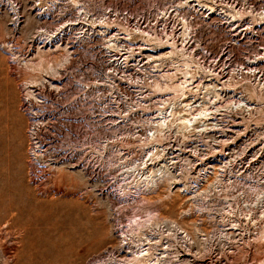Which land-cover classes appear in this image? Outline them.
<instances>
[{
  "label": "rangeland",
  "instance_id": "rangeland-1",
  "mask_svg": "<svg viewBox=\"0 0 264 264\" xmlns=\"http://www.w3.org/2000/svg\"><path fill=\"white\" fill-rule=\"evenodd\" d=\"M78 2L88 16H78L67 0H0V264H116L133 258L141 229V247L150 245L161 264H259L264 218L240 220L234 232L230 220H213L211 178L198 168L211 162L187 161L189 173L155 187H141L121 171L133 160H118L123 149L106 138L125 127H104L95 113L99 103L82 88L81 64L104 14L99 4ZM152 6L168 10V28L214 49L227 44L243 67H262L258 77L244 69L246 87L264 110V0H154ZM116 51L134 58V38ZM188 147L193 153L196 144ZM85 228L91 233L77 244Z\"/></svg>",
  "mask_w": 264,
  "mask_h": 264
},
{
  "label": "built area",
  "instance_id": "built-area-1",
  "mask_svg": "<svg viewBox=\"0 0 264 264\" xmlns=\"http://www.w3.org/2000/svg\"><path fill=\"white\" fill-rule=\"evenodd\" d=\"M67 1L78 16L89 15L86 6ZM90 1L99 4L104 15L91 36V56L81 64L82 88L99 103L95 113L104 127H125L106 138L123 149L116 154L118 160L147 161V167L162 168L173 180L189 173L187 161H209V166L198 168L211 178L213 220H230L229 231L234 232L240 220L264 218V110L246 87L244 68L257 77L263 70L243 67L227 44L214 49L190 32L184 37L168 28V10L153 8L154 0L134 9ZM133 38L134 58L116 51L128 49ZM202 109L209 116L205 124L194 123L189 129L183 123L163 125L164 118ZM190 142L196 144L193 153ZM111 191L119 201L118 193Z\"/></svg>",
  "mask_w": 264,
  "mask_h": 264
},
{
  "label": "bare ground",
  "instance_id": "bare-ground-1",
  "mask_svg": "<svg viewBox=\"0 0 264 264\" xmlns=\"http://www.w3.org/2000/svg\"><path fill=\"white\" fill-rule=\"evenodd\" d=\"M200 1V0H199ZM203 6V5H202ZM210 6V5H209ZM210 8V7H209ZM227 12V11H226ZM233 12V11H232ZM237 12V11H236ZM228 13H230V11L228 12ZM234 13H235V11H234ZM262 13H264V11L262 12ZM236 14V13H235ZM240 14V13H239ZM242 14H244V13H242ZM228 15V14H227ZM232 15V14H231ZM229 16V15H228ZM233 16V15H232ZM244 16V15H243ZM230 17V16H229ZM234 17H238V16H234ZM242 17V16H241ZM261 17H263L264 18V14H262V16ZM262 20V19H261ZM261 22V21H260ZM259 22V23H260ZM264 22V20L262 21V23ZM237 25H238V23H237ZM257 25V24H256ZM221 28V27H220ZM254 29V28H253ZM258 29V28H257ZM256 30V29H255ZM261 31H262V29L260 30V32H258L259 34L261 33ZM186 32V31H185ZM188 32V31H187ZM186 32V33H187ZM263 32V31H262ZM257 33V32H256ZM185 34V33H184ZM188 34V33H187ZM242 34V33H241ZM253 34H254V32H253ZM259 34H257V36L259 35ZM261 35H263V34H261ZM260 37H262V36H260ZM242 38V37H241ZM251 38V37H250ZM249 38V39H250ZM263 38V37H262ZM248 39V40H249ZM256 39V38H255ZM251 40H253V38L251 39ZM250 41V40H249ZM238 42V41H237ZM236 42V43H237ZM248 42V41H247ZM256 42V41H255ZM259 42V41H258ZM232 43V42H231ZM240 43H242V42H240ZM233 44H234V42H233ZM259 44V43H258ZM261 44V43H260ZM263 45V44H262ZM261 45V46H262ZM62 46H64V48H66V46L65 45H60V47H62ZM236 46V45H235ZM234 46V47H235ZM256 46V45H255ZM259 46V45H258ZM261 47H259V49H260ZM264 49V48H263ZM66 50H68L67 48H66ZM264 51V50H263ZM67 52V51H66ZM261 52V51H260ZM66 54V53H65ZM264 54V53H263ZM260 55H261V53H260ZM67 58V57H66ZM68 59V58H67ZM264 60V59H263ZM65 61V60H64ZM249 62H252V61H249ZM246 63V62H245ZM248 63V62H247ZM261 63V62H260ZM256 64V63H255ZM258 65V64H257ZM263 65H264V63H263ZM260 66V65H259ZM250 67V66H249ZM262 68V67H261ZM248 70V69H247ZM263 70V69H262ZM248 73V72H247ZM247 77V76H246ZM249 77V76H248ZM255 77H257V76H255ZM31 81H33V80H31ZM30 92V91H29ZM251 93V92H250ZM30 94H31V92H30ZM29 93H28V95H30ZM257 96H259V95H257ZM256 97V96H255ZM260 100H261V98H260ZM261 103H263L262 101H261ZM263 105V104H262ZM209 118V116H208V112H206V110L205 109H202V110H198L197 112H195V113H193V114H191L190 116H180V115H178L177 114V116L176 115H174L170 120H169V118H164L163 119V125H165V124H168V123H170V124H172V125H174L175 123L176 124H180V123H183V125H184V127L186 128V129H189V128H191V127H193V125H194V123H201V124H205L206 123V120ZM34 133V132H33ZM32 148H33V151H35V153H36V150L37 149H35L34 148V146H32ZM32 151V152H33ZM101 153V152H100ZM126 163V162H125ZM147 161H145V162H143V163H139V164H136V162H130L129 164H126L125 166L126 167H124V169H122L124 172H127V173H131V174H136L137 175V181L139 182V184H142L143 186H145V187H155L156 185H158V183L159 182H161V181H166L167 183H172V180L171 179H173L171 176L169 177V176H167L166 174H165V172L163 171V169L162 168H159V169H155V168H152V167H147L146 165H147ZM60 164V163H59ZM62 165V164H61ZM121 170V171H122ZM158 171H159V173H158ZM135 177V176H134ZM134 180V179H133ZM135 181V180H134ZM140 186V185H139ZM171 186V185H170ZM142 187V186H141ZM172 188V187H171ZM188 188V187H187ZM176 189V188H175ZM187 192V191H186ZM202 192V191H201ZM194 193V192H193ZM186 194V193H185ZM191 194V193H190ZM198 194V193H197ZM194 195V194H193ZM149 220H158V219H155V218H150V219H148V221ZM163 220H172L171 218H163ZM147 221V222H148ZM147 222H145L146 224H145V226H143V224H142V226L143 227H149L150 228V226H151V224L152 223H147ZM153 222V221H152ZM158 222V221H157ZM174 223V222H173ZM172 223V224H173ZM158 224V223H157ZM171 224V223H170ZM140 225V224H139ZM155 225V224H154ZM139 226H137V228H138ZM83 228V227H82ZM148 228V229H149ZM152 228V227H151ZM84 229V228H83ZM135 230H137V229H135ZM141 231H142V229H141ZM141 231H139V232H141ZM147 230H145V233H147L146 232ZM81 232V231H80ZM138 231H136V233H137ZM135 233L134 234V241L136 242V244H137V246H136V249L134 250V252H133V258L132 259H127V260H125V259H118V262L116 263V264H161L160 262H161V260H160V258L161 257H159V258H154V253H153V250H152V252L150 251V245H148V246H142L141 247V245H140V242L141 241H143V240H139L138 238H140V233ZM91 232L87 229V228H85V230L84 231H82L81 232V238L79 239V241L77 240V238H76V243L78 242H80V241H83L84 239H86L88 236H89V234H90ZM143 233V232H142ZM264 234V233H263ZM133 235V234H132ZM145 235V234H144ZM75 236V235H74ZM148 236V235H147ZM70 237H71V235H70ZM78 237V236H77ZM149 238H151V237H147L146 239H149ZM262 238H264V236L262 235ZM192 239V238H191ZM232 239V238H231ZM74 240V239H73ZM72 240V241H73ZM205 240V239H204ZM148 241H151V240H148ZM75 243V244H76ZM77 243V244H78ZM150 243V242H149ZM73 244V243H72ZM258 243H256V245H257ZM163 247V246H162ZM156 251H158V250H156ZM162 251V250H161ZM158 253V252H157ZM156 254V253H155ZM159 254V253H158ZM162 254V253H161ZM161 256V255H160ZM155 257H157V256H155ZM127 258V257H126ZM209 258V257H208ZM253 258V257H252ZM260 258H262V257H260ZM254 259V258H253ZM256 260V259H255ZM259 260V259H258ZM104 261V260H103ZM213 262V261H212ZM212 262H211V264H212ZM234 263V262H233ZM97 264H104V262H102V261H100V262H98ZM209 264H210V261H209ZM258 264V263H257ZM259 264H264V258L259 262Z\"/></svg>",
  "mask_w": 264,
  "mask_h": 264
}]
</instances>
